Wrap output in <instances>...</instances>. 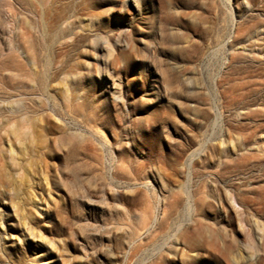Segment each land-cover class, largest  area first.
Returning a JSON list of instances; mask_svg holds the SVG:
<instances>
[{
	"label": "rangeland",
	"instance_id": "1",
	"mask_svg": "<svg viewBox=\"0 0 264 264\" xmlns=\"http://www.w3.org/2000/svg\"><path fill=\"white\" fill-rule=\"evenodd\" d=\"M259 201L264 0H0V264H264Z\"/></svg>",
	"mask_w": 264,
	"mask_h": 264
},
{
	"label": "bare ground",
	"instance_id": "2",
	"mask_svg": "<svg viewBox=\"0 0 264 264\" xmlns=\"http://www.w3.org/2000/svg\"><path fill=\"white\" fill-rule=\"evenodd\" d=\"M223 200L229 206H231V209L234 208L233 207V204L235 203V200H234V198L232 197V195L229 192L228 193L227 192H224ZM218 203L220 204L221 201L218 200ZM258 203L261 205V206H259V212H264L263 211L264 210V202L263 201H259ZM246 218H248V217H246ZM246 218H245L246 221H241V222H244V225L246 224L245 225V228H246V237H248L247 241L249 240L248 242L252 243L253 246H258V250H256V249H253L252 250L251 248H254V247L250 246L251 248H247L246 247V248H242V250H239L238 251V255H239L240 258H243L244 260L250 261V263H255L257 261L258 257H260L261 254H264V234H263V229L261 227V223H259L260 221H249L250 219L249 218L246 219ZM220 241H218V242H220ZM175 244H177V240L176 239L172 241L171 245H174L175 246Z\"/></svg>",
	"mask_w": 264,
	"mask_h": 264
}]
</instances>
